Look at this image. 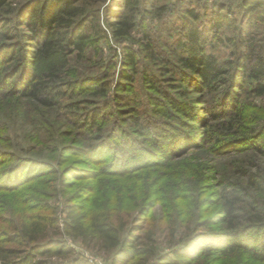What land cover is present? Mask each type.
Here are the masks:
<instances>
[{"label": "trees", "instance_id": "trees-1", "mask_svg": "<svg viewBox=\"0 0 264 264\" xmlns=\"http://www.w3.org/2000/svg\"><path fill=\"white\" fill-rule=\"evenodd\" d=\"M235 1L216 2L207 21L188 12L192 24L173 46L177 65L169 72L177 78L164 80L165 87L155 76L143 75L151 112L129 107L122 114L128 116L105 134L110 113L96 103L86 110V99L77 98H101L108 88L103 44L129 41L141 47L146 60H163L150 36L138 31L145 0H0V102L12 103L15 118H28L36 146L41 135L50 142L38 158L22 157L4 149L15 148L0 136V164L13 161L5 173H14L0 178V199L34 174L32 165L47 168L49 176H59L52 183L60 178L63 184L62 175L73 169H62L65 163L60 168L61 158L70 154L94 167L75 176L93 179L98 188L89 187L93 197L87 209L68 207L61 228L47 204L8 207L0 200V264H84L64 237L78 240L86 251L110 255L109 264H264V163L247 162L231 173L212 163L230 147L249 146L238 152L253 150L264 158V0ZM221 28L236 32L223 40L232 48L223 60L206 52L210 37L220 39ZM136 31L146 44L135 40ZM90 50L100 59L99 74L84 73L81 64ZM132 50L123 51L121 80L129 84L118 91L134 90L129 87L137 73ZM169 86L179 93L170 94ZM190 91L196 94L192 101ZM181 119L192 123V131L184 130ZM69 127L78 139L64 145L71 134L62 128ZM93 131L99 134L95 142ZM197 153L209 154L212 165L193 166L189 157ZM105 175L124 184L112 182L105 189V179L99 180ZM207 192L215 198L209 213L203 210ZM153 200L165 205L161 222L144 217ZM159 234L167 251L158 249Z\"/></svg>", "mask_w": 264, "mask_h": 264}, {"label": "rangeland", "instance_id": "rangeland-1", "mask_svg": "<svg viewBox=\"0 0 264 264\" xmlns=\"http://www.w3.org/2000/svg\"><path fill=\"white\" fill-rule=\"evenodd\" d=\"M219 3L220 5L228 4V3H235V0H145V3L142 8V17L145 19L143 26L140 25L138 27V31L144 34H148L150 36V42L153 44V48H155V53L157 54V57L160 59H163L161 62L152 61V60H146L144 58V55L140 52L141 47H139L136 44H132V42L126 41V42H116L111 41L110 42V48H108L107 45L102 46L103 49V58L105 59L106 63L105 65L109 64L110 72H109V79H108V88L104 90L102 97H92L90 94L79 96L77 99H86L85 102H88L85 104L87 106L86 110L91 109L92 103H96L97 105L104 106V110L110 114V117L108 118V121L103 128V133H108L110 126L113 125L116 121H119V118L126 117L127 115L122 116V114L125 112L126 109L129 107L132 111L141 112L145 111L146 113L151 112L152 108L149 105V90L144 84L143 78L145 76H155L157 80H160L163 82L162 84L166 86L167 83L164 82V80L169 79L172 77L173 79H176V75L174 72H169L172 68H174V65L176 66V60L175 58L177 55H174V44L176 41L182 37L184 33V28L188 26L189 24H192V18L188 15V12L191 10H194L197 12V14H200V19L203 18L207 21V16L211 14L212 8H214L215 3ZM104 6L101 7V11ZM206 26V23H205ZM144 29V30H141ZM146 29V30H145ZM148 29V30H147ZM136 31L134 36L136 37V41H140L141 45L146 44V41H143V37H141ZM220 39L216 38L217 36L210 37L209 43L206 46V52L214 54L219 59H227L231 55L232 48L229 46V44L225 43L223 40L225 37H233L236 32L232 29H226L221 28L219 32ZM222 39V40H221ZM135 41V42H136ZM133 49L132 51L137 56V73L132 74L134 77V81L132 84H130L129 87H133L134 90L130 92V88L126 91H118L119 85L121 86L122 83L129 82L125 80H121V73L123 69L122 64V58L124 56V49ZM143 48V46H142ZM87 59L85 62H82L87 68H85L84 73L86 75H92V74H99L101 73V69L97 68L95 63L97 61H100V59L94 58V52L89 51L87 55ZM104 65V66H105ZM126 72V71H125ZM143 73V74H142ZM142 74V75H141ZM131 75V73H130ZM171 79V80H173ZM121 83V84H120ZM169 83L175 85H178L175 81H169ZM132 85V86H131ZM162 87V86H161ZM171 88H168V91L170 94L175 95L176 92L179 93L178 90H175L173 86H169ZM95 90H91L92 93H94ZM89 92V93H91ZM104 96V97H103ZM188 96L190 98L188 99H195L196 94H192V91L188 93ZM131 99V101H130ZM182 101H188L187 98H178ZM77 100V101H78ZM135 100L136 102L133 104L132 101ZM81 101V100H79ZM198 100H194L196 103ZM82 102V101H81ZM82 102V103H85ZM103 103V105H102ZM254 103H259L258 100H254ZM83 107V106H81ZM91 107V108H90ZM82 109V108H81ZM78 112V114H81V110ZM136 109V110H135ZM0 136L1 140L7 139V143L12 144L15 149H9L4 148L7 151L10 152H17L22 157H31L34 155H37V158L39 156L40 148H42V151L46 152V148L44 145L49 144L48 140H46V136L41 135L40 139L42 140V146H36V142H33L29 139L32 128L29 121H27L28 118L20 119L18 116L15 118V112L12 113L13 107L11 102H0ZM129 111V110H128ZM135 113V112H131ZM131 113L129 115H131ZM142 113V112H141ZM177 115V114H176ZM149 117V116H148ZM148 117H144L145 119H148ZM178 118H180L177 115ZM182 122L184 119H181ZM166 123H172V125H175L176 127L181 126L180 121L179 122H172L168 119H165ZM183 123H186L184 130L186 131H192L190 129L192 123L190 121H184ZM9 127V128H8ZM52 128V125L50 126ZM108 127V128H107ZM63 134L70 133L69 139L65 140L64 145L71 144L70 139H78V136L75 134H72V129L69 128H62ZM83 129L80 128L79 131L80 134H82ZM173 130V129H171ZM195 131H201V127L196 126ZM95 135L97 132L93 131V134L91 136L92 142L96 141ZM101 138V137H100ZM98 139L99 141L102 140ZM94 139V140H93ZM80 140V139H79ZM97 140V141H98ZM44 144V145H43ZM31 147H36V151L33 153H29L28 149ZM248 148L249 146H242V148ZM251 147V146H250ZM242 148H234L230 147L227 148V150L224 152L225 156H220L216 159H214V162H212L217 169L219 170H225L228 171V173H231V171H234L235 168L239 165L241 168L244 167L243 165L245 163H255L256 165L264 163V158L258 154L256 151H248V152H238L241 151ZM218 150V149H217ZM243 150V149H242ZM33 154V155H32ZM218 154V153H215ZM44 155V154H41ZM195 157L191 158L190 163L192 162L193 166H203L204 168L208 167L209 165H212L210 162V155H205V153H197L194 155ZM38 160V159H37ZM5 161V160H4ZM60 168L62 167L61 164L65 163L62 167V169L66 166L67 168H72L71 171L73 174H67L62 175V180L65 182L62 184L60 181V178L58 179V182L52 183L51 179H56L57 176H49L47 174V168H44L43 166H31L30 170L32 174L31 176H26V178L22 179L20 182L14 184L11 188L15 189L12 193H5L3 200L4 204H6L8 207L17 205V204H23L25 206L30 205V207H33L35 205L34 203L39 204H47L53 209V217L57 219L58 226L61 228L63 221L66 217V212L68 207L74 206L78 207L80 209L81 207L84 209L88 208V203L92 199L93 194L90 192V188L95 185L94 180H84V179H78L79 176H75L79 171L84 169H90L91 171H94L92 168L89 167L83 163V161L74 155H64L61 158ZM13 161L3 162V164H0V178H9L14 173L10 172L9 175L5 173L7 167H9ZM58 166L54 164V168L56 169ZM66 168V169H67ZM61 169V170H62ZM80 169V170H79ZM65 171V170H64ZM67 171V170H66ZM82 172V171H81ZM225 175V174H224ZM100 179H105L104 187L105 189L110 187V184L117 179L114 177H100ZM116 179V180H115ZM14 183L13 181H11ZM102 182V183H103ZM209 183V182H208ZM122 184H124L122 182ZM121 183L114 182L111 185L114 187H117L122 185ZM60 186V187H57ZM65 186V187H62ZM207 187V186H206ZM10 188V189H11ZM96 191H98L97 185H95ZM100 192H104L103 188L100 189ZM102 198V197H100ZM206 202H203V210L204 211H211L213 210V204L215 203V198L212 194L207 192L205 194ZM155 200L152 201L153 207L149 210L148 214L144 216L147 220L150 217H154L156 222H161V219L163 217L164 209L163 202L155 204ZM207 213V214H208ZM140 222V221H139ZM159 239V251H167V245L166 241L163 239L164 234L157 235ZM64 243L70 247H72L75 251V257L84 264H109L110 263V255L108 254H96L93 251H86L80 244L78 240L72 241L69 238L64 237L63 239ZM217 257V256H215Z\"/></svg>", "mask_w": 264, "mask_h": 264}]
</instances>
